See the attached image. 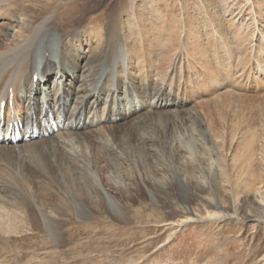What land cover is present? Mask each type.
I'll list each match as a JSON object with an SVG mask.
<instances>
[{
  "label": "rangeland",
  "instance_id": "rangeland-1",
  "mask_svg": "<svg viewBox=\"0 0 264 264\" xmlns=\"http://www.w3.org/2000/svg\"><path fill=\"white\" fill-rule=\"evenodd\" d=\"M60 1L0 3V46L28 22L25 9ZM80 1L56 9L61 36L88 25L90 48L103 46L112 15L122 32L126 61L111 83L99 93L89 72L77 73L88 81L86 119L103 127L112 110L123 143L103 136L93 166L75 141L71 158L7 153L0 264H264V0ZM132 99L137 110L125 116Z\"/></svg>",
  "mask_w": 264,
  "mask_h": 264
},
{
  "label": "bare ground",
  "instance_id": "bare-ground-1",
  "mask_svg": "<svg viewBox=\"0 0 264 264\" xmlns=\"http://www.w3.org/2000/svg\"><path fill=\"white\" fill-rule=\"evenodd\" d=\"M9 1L13 0H0V3L4 2L5 4ZM75 2L82 6L85 5L80 0H64L56 3L53 8L54 11L44 12L38 8V13L34 15L25 9L28 22L21 25V31L9 36L4 35V45L0 46V106L5 113L4 119L0 116V160L7 153L10 156L11 154L21 155L25 152H35L37 157L41 151L49 152L52 150H58L62 152L63 156L71 158L67 148L75 141L81 144L84 150L88 148L91 150V155H88L86 150L85 155L93 166L97 163L96 156L99 154L97 151L100 150L97 145L106 140L103 136L112 135L115 137L119 147L123 143L122 139L117 138L116 123H114L116 119H113L116 114L112 110L106 112V107L103 109V113L106 112L104 114H107L102 122L103 127L97 128V124H95L97 122L86 119L85 115L89 112L87 110L91 108L92 103L88 104L86 101L87 98H90L89 94L83 95L82 93L85 90L84 83L88 82L87 80L94 84L96 82V90L100 91L104 85L111 83L110 77L114 67L120 64V67L123 68L126 60L122 51V32L112 15L109 17L110 22L106 25V31L109 34L108 42L103 46L90 48L86 35H89L87 32L92 30L88 25L76 28L67 35L62 33L63 36H61L62 26H58L60 10L58 12L57 10L63 4H75ZM74 7L75 5L71 6L70 9ZM20 13H22L20 9H17L16 14ZM97 19L98 17L94 18L93 21ZM129 27L132 29L134 25L131 24ZM129 38L126 36L127 40ZM84 45H89L87 47L89 49L84 50ZM95 48H98V51H95ZM89 51L93 53L87 54ZM154 59L153 61H155ZM161 59H166V56ZM100 62L103 66L96 70L95 64L98 65ZM148 63L151 64L152 61L149 60ZM91 69H95L96 72L90 74ZM53 71H57V74L51 88L50 78L54 73ZM77 71L89 72L86 77L87 80L82 77V74L78 75ZM98 72L100 73L98 74ZM133 76L132 80H138V78L139 81L141 80L139 75ZM35 77H37L36 81ZM76 77L77 80H75ZM120 84L119 82L118 85ZM149 88L151 85L146 87L143 96L147 97ZM41 93L45 99L42 100L40 106L39 95ZM95 96L96 94H94V98ZM100 101L101 96L98 95L95 103H93L95 109ZM133 101L132 99L130 102L128 112H123L125 116L127 113L130 115L137 110ZM183 110L174 111V113ZM120 113L122 114V112ZM71 124H82V126L77 128L78 125L72 128ZM55 128H58L57 132H54ZM104 133L106 134L102 135ZM46 134H50L48 138H46ZM128 134L122 136H128ZM27 137L35 140L26 145L24 141L26 142L25 138ZM69 169L75 171L74 167L67 164L64 169V176L71 180L73 175L70 174ZM116 201L110 198L108 202L112 215L124 217V210ZM77 208L81 214L89 215L86 214L87 208L84 205L78 204ZM185 221L186 219L181 220L180 223Z\"/></svg>",
  "mask_w": 264,
  "mask_h": 264
}]
</instances>
